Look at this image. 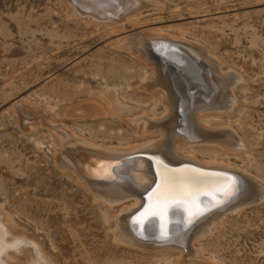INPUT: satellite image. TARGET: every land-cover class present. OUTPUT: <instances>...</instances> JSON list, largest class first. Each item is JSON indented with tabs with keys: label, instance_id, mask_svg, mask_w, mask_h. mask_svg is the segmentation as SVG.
I'll use <instances>...</instances> for the list:
<instances>
[{
	"label": "rangeland",
	"instance_id": "rangeland-1",
	"mask_svg": "<svg viewBox=\"0 0 264 264\" xmlns=\"http://www.w3.org/2000/svg\"><path fill=\"white\" fill-rule=\"evenodd\" d=\"M68 1L0 0V238L9 245L6 263L179 264L177 251L118 243L119 215L133 198L109 206L62 169L57 156L67 136L112 149L161 142V133L147 132L140 119L160 121L166 106L148 92L151 70L126 44L139 34L176 37L206 50L222 74L241 80L232 110L200 117L210 131L231 130L240 147L208 142L180 152L235 165L264 191V0H123L122 18L111 22L72 14ZM21 105L34 111L25 114ZM223 217L194 244L195 261L264 264V197Z\"/></svg>",
	"mask_w": 264,
	"mask_h": 264
},
{
	"label": "bare ground",
	"instance_id": "bare-ground-1",
	"mask_svg": "<svg viewBox=\"0 0 264 264\" xmlns=\"http://www.w3.org/2000/svg\"><path fill=\"white\" fill-rule=\"evenodd\" d=\"M68 4L72 14L74 10L108 22L122 18L125 5L123 0H69ZM175 38L139 34L126 44V49L151 70V79L145 85L148 92L153 98L160 95L166 106L168 114L162 120L140 119L147 132L159 131L162 141L141 148L112 149L67 136L57 162L109 206L133 198L132 206L119 215L114 237L118 243L152 251H177L179 264H212L195 261L194 244L208 235L225 213H235L260 201L264 191L235 165L199 161L180 152V147L189 149L208 142L224 143L231 151L240 147L231 130L210 131L200 123V117L208 111L233 109V89L240 78L222 74L219 63L206 56V50ZM18 108L25 114L34 111L23 105ZM62 132L67 135L63 129ZM78 153L83 157L78 158ZM116 158L122 161L114 166ZM169 178L175 183L169 185ZM233 183L238 190L229 194ZM244 190L245 197L231 203ZM170 196L175 200L168 211L153 215L154 210L163 207L160 201ZM184 212L186 217L194 216L188 223L183 219ZM8 246L0 238V264H7Z\"/></svg>",
	"mask_w": 264,
	"mask_h": 264
},
{
	"label": "snow or ice",
	"instance_id": "snow-or-ice-1",
	"mask_svg": "<svg viewBox=\"0 0 264 264\" xmlns=\"http://www.w3.org/2000/svg\"><path fill=\"white\" fill-rule=\"evenodd\" d=\"M168 183H169V185H171V184H174L175 181L172 178H169ZM237 190H238L237 185L235 183H233L229 194H235V192ZM174 200H175L174 196H170L168 198L161 200L160 203L163 205V207H158L156 210H154L152 212V214L153 215H160L162 213H166L168 211L170 204H172Z\"/></svg>",
	"mask_w": 264,
	"mask_h": 264
},
{
	"label": "water",
	"instance_id": "water-1",
	"mask_svg": "<svg viewBox=\"0 0 264 264\" xmlns=\"http://www.w3.org/2000/svg\"><path fill=\"white\" fill-rule=\"evenodd\" d=\"M77 155V157L78 158H81V157H83V155L81 154V153H78V154H76ZM114 160V166L115 165H120L121 164V159H118V158H116V159H113ZM82 167V166H81ZM142 211V210H141ZM138 215H140V213L138 214ZM194 216H188V217H186V213L184 212L183 213V219H184V221L185 222H190L191 221V219L193 218ZM162 226H163V224H162ZM162 230V229H161ZM160 234H164V233H162V232H160Z\"/></svg>",
	"mask_w": 264,
	"mask_h": 264
}]
</instances>
